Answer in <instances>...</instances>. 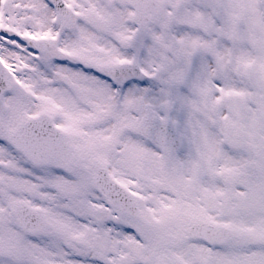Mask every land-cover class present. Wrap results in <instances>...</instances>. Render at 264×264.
Masks as SVG:
<instances>
[{"label":"snow or ice","instance_id":"snow-or-ice-1","mask_svg":"<svg viewBox=\"0 0 264 264\" xmlns=\"http://www.w3.org/2000/svg\"><path fill=\"white\" fill-rule=\"evenodd\" d=\"M0 264H264V0H0Z\"/></svg>","mask_w":264,"mask_h":264}]
</instances>
